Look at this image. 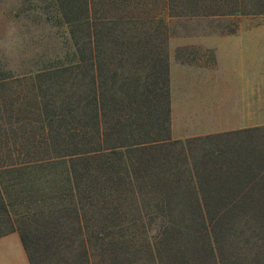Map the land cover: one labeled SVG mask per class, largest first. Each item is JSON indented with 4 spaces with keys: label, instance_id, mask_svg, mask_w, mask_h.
Masks as SVG:
<instances>
[{
    "label": "trees",
    "instance_id": "trees-1",
    "mask_svg": "<svg viewBox=\"0 0 264 264\" xmlns=\"http://www.w3.org/2000/svg\"><path fill=\"white\" fill-rule=\"evenodd\" d=\"M48 7L64 52L0 64V237L30 264L38 243L50 264H264V127L172 140L167 50L168 20L232 35L264 0Z\"/></svg>",
    "mask_w": 264,
    "mask_h": 264
},
{
    "label": "crops",
    "instance_id": "crops-1",
    "mask_svg": "<svg viewBox=\"0 0 264 264\" xmlns=\"http://www.w3.org/2000/svg\"><path fill=\"white\" fill-rule=\"evenodd\" d=\"M214 39L219 44L212 43ZM199 45L211 52L212 64L182 63L169 54L170 138L186 140L263 127L264 23L240 25L232 35L203 36ZM190 94L206 130L202 133H185L186 120L175 115ZM0 264H30L17 232L0 237Z\"/></svg>",
    "mask_w": 264,
    "mask_h": 264
},
{
    "label": "rangeland",
    "instance_id": "rangeland-1",
    "mask_svg": "<svg viewBox=\"0 0 264 264\" xmlns=\"http://www.w3.org/2000/svg\"><path fill=\"white\" fill-rule=\"evenodd\" d=\"M48 5L50 6V0H0V64L17 72L22 68V64L25 66L31 63L39 64L38 62H43L58 52H64L63 29L52 27L43 22L45 14L52 12ZM236 16L226 19V23L233 20L238 23V28L240 25L249 26L264 23V12L256 15ZM168 28V55L171 54L178 62L182 63L212 64L211 52L203 50L199 45L203 36L220 35L211 32L210 19H172L168 20ZM219 42L217 40L212 43L219 44ZM206 43L208 44V42ZM212 43L209 44L212 45ZM195 101V97L190 94L187 104L179 105L175 111L179 120H186L185 124L182 122V129L186 130L187 134L206 131L201 128ZM219 141L214 138L205 143L212 144ZM194 148L196 149L195 146ZM12 210L13 214L21 213L23 205L16 204ZM238 212L241 213V210ZM258 219L263 218L259 217ZM36 246L39 249V253L36 255L37 262L50 264L48 254L41 243Z\"/></svg>",
    "mask_w": 264,
    "mask_h": 264
}]
</instances>
